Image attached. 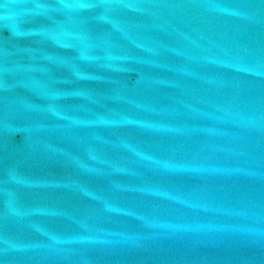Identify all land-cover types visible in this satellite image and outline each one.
Segmentation results:
<instances>
[{"label": "water", "instance_id": "1", "mask_svg": "<svg viewBox=\"0 0 264 264\" xmlns=\"http://www.w3.org/2000/svg\"><path fill=\"white\" fill-rule=\"evenodd\" d=\"M0 264H264V0H0Z\"/></svg>", "mask_w": 264, "mask_h": 264}]
</instances>
